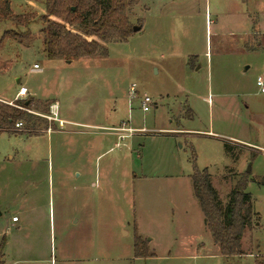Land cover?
<instances>
[{
	"label": "rangeland",
	"instance_id": "obj_1",
	"mask_svg": "<svg viewBox=\"0 0 264 264\" xmlns=\"http://www.w3.org/2000/svg\"><path fill=\"white\" fill-rule=\"evenodd\" d=\"M126 9L139 30L69 63L46 57L37 0L10 1L15 15L35 13L28 27L0 21V98L31 97L40 114L0 134V264H255L264 254V0ZM20 86L28 93L17 95ZM122 121L144 131L112 129ZM194 165L222 206L247 177L243 255L223 256L213 242ZM135 237L147 256H135Z\"/></svg>",
	"mask_w": 264,
	"mask_h": 264
},
{
	"label": "trees",
	"instance_id": "obj_2",
	"mask_svg": "<svg viewBox=\"0 0 264 264\" xmlns=\"http://www.w3.org/2000/svg\"><path fill=\"white\" fill-rule=\"evenodd\" d=\"M37 1L43 5L45 11L38 16V20L42 23V45L48 59L68 60L106 55L107 47L103 43L113 40L125 41L132 34L133 26L126 8L134 5L137 0ZM35 16L34 12L15 15L10 12V0H0V21L10 19L15 25L28 27ZM31 103V97L13 101L1 100L0 134L2 130L18 132L14 125L19 121L34 123L36 117L31 113ZM194 170L190 176L193 193L198 199L213 242L218 245L223 256L243 255L240 241L244 230L251 225L253 216L251 195L245 191L247 177L243 175L236 182L229 193L228 202L222 206L207 170L198 171L196 167ZM133 247L135 256L148 255L138 237H135ZM1 255L0 251V257ZM254 261L255 264H264V256L256 255Z\"/></svg>",
	"mask_w": 264,
	"mask_h": 264
},
{
	"label": "built area",
	"instance_id": "obj_3",
	"mask_svg": "<svg viewBox=\"0 0 264 264\" xmlns=\"http://www.w3.org/2000/svg\"><path fill=\"white\" fill-rule=\"evenodd\" d=\"M37 67H38V65L37 64H34L33 68H37ZM256 85H258L259 86V89L262 92H264V78H263V76H261V75L257 76ZM135 88H136V85L133 83L130 86V89H129L131 97H135L136 96L134 94ZM26 92H27L26 87H24V86H20L19 87L18 94L24 95V94H26ZM150 102H151L150 97L147 94H144L143 97H142V99H141V109L143 111H146L148 109V105L150 104ZM58 121H59V123H62L59 119H58ZM22 124L23 123L21 121H19V122H17L14 125V128L16 130H20L21 127H22ZM112 129L117 130V131H125L128 134H131L132 132H135V131H144L143 128H139V130L138 129L131 128L130 126H127L126 125V122H123V121H122V123H121L120 126H118L116 128H112ZM12 220L13 221H17L18 220V217L12 216Z\"/></svg>",
	"mask_w": 264,
	"mask_h": 264
},
{
	"label": "crops",
	"instance_id": "obj_4",
	"mask_svg": "<svg viewBox=\"0 0 264 264\" xmlns=\"http://www.w3.org/2000/svg\"><path fill=\"white\" fill-rule=\"evenodd\" d=\"M10 1H11V0H10ZM71 60H72V59H68L67 62L69 63ZM18 90H19V89H18ZM27 93H28V89H27ZM17 95H18V92H17ZM15 98H17V97H15ZM1 100H3V101H13V100H15V99H13V100H6V99H4V98H0V101H1ZM48 112H49V114H51V113L53 114V113H54L53 115L51 114L52 118H54V119H59V120L62 122V125H63V123L65 122V120L62 119V118H58L57 116L55 117V114H56V113H55V112H56V103H53V105L50 106V109H49ZM31 113H32V114H39L38 111L36 112V111H34V110H32ZM39 115H40V114H39ZM170 130H172V131H173V130H174V131H175V130H176V131H182L180 128H178V129H177V128H173V129H170ZM231 139L234 140V141H238V140H236V139H234V138H231ZM18 221H19V218H18L17 221H14V222H18ZM244 231H245V230H244ZM241 248H242V250H243V246H242V244H241ZM243 251H244V250H243ZM263 256H264V254H263Z\"/></svg>",
	"mask_w": 264,
	"mask_h": 264
},
{
	"label": "water",
	"instance_id": "obj_5",
	"mask_svg": "<svg viewBox=\"0 0 264 264\" xmlns=\"http://www.w3.org/2000/svg\"><path fill=\"white\" fill-rule=\"evenodd\" d=\"M72 9H73V7H72ZM141 28V26L140 25H133V27H132V32H136V30H139Z\"/></svg>",
	"mask_w": 264,
	"mask_h": 264
}]
</instances>
